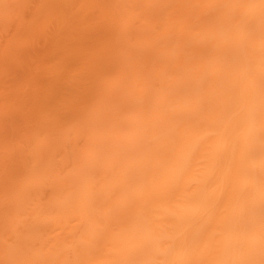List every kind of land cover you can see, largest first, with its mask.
<instances>
[{
	"label": "bare ground",
	"instance_id": "1",
	"mask_svg": "<svg viewBox=\"0 0 264 264\" xmlns=\"http://www.w3.org/2000/svg\"><path fill=\"white\" fill-rule=\"evenodd\" d=\"M0 264H264V0H0Z\"/></svg>",
	"mask_w": 264,
	"mask_h": 264
}]
</instances>
